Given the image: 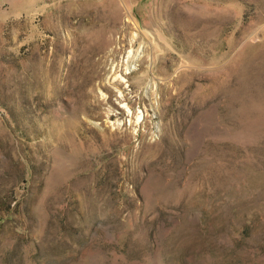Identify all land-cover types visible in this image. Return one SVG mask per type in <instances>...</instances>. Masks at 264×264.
I'll return each instance as SVG.
<instances>
[{
	"label": "rangeland",
	"instance_id": "1",
	"mask_svg": "<svg viewBox=\"0 0 264 264\" xmlns=\"http://www.w3.org/2000/svg\"><path fill=\"white\" fill-rule=\"evenodd\" d=\"M0 264H264V0H0Z\"/></svg>",
	"mask_w": 264,
	"mask_h": 264
}]
</instances>
